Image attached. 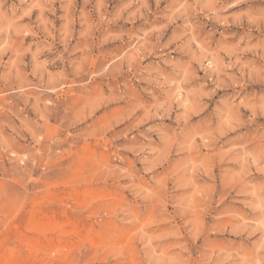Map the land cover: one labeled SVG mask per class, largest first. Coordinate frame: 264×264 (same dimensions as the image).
<instances>
[{
	"label": "rangeland",
	"instance_id": "374dc122",
	"mask_svg": "<svg viewBox=\"0 0 264 264\" xmlns=\"http://www.w3.org/2000/svg\"><path fill=\"white\" fill-rule=\"evenodd\" d=\"M0 264H264V0H0Z\"/></svg>",
	"mask_w": 264,
	"mask_h": 264
}]
</instances>
